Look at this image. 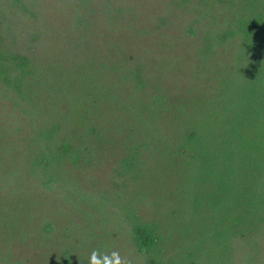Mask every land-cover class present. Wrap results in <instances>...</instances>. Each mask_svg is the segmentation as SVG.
Instances as JSON below:
<instances>
[{
	"label": "trees",
	"instance_id": "obj_1",
	"mask_svg": "<svg viewBox=\"0 0 264 264\" xmlns=\"http://www.w3.org/2000/svg\"><path fill=\"white\" fill-rule=\"evenodd\" d=\"M123 248L264 264V0H0V264Z\"/></svg>",
	"mask_w": 264,
	"mask_h": 264
},
{
	"label": "clouds",
	"instance_id": "obj_2",
	"mask_svg": "<svg viewBox=\"0 0 264 264\" xmlns=\"http://www.w3.org/2000/svg\"><path fill=\"white\" fill-rule=\"evenodd\" d=\"M88 264H129L126 257H122L117 250L110 253L93 249L88 257Z\"/></svg>",
	"mask_w": 264,
	"mask_h": 264
},
{
	"label": "rangeland",
	"instance_id": "obj_3",
	"mask_svg": "<svg viewBox=\"0 0 264 264\" xmlns=\"http://www.w3.org/2000/svg\"><path fill=\"white\" fill-rule=\"evenodd\" d=\"M144 4H146V3H144ZM147 5H154V4H149V3H147ZM119 248H121V247H119ZM125 251L126 250H124V248L123 249H121V250H119V253H120V255L122 256V257H126V258H129L130 260H132L133 261V259H132V255H127V254H125ZM6 256H3L2 258H5ZM5 264H14V262H10V260H9V256L5 259Z\"/></svg>",
	"mask_w": 264,
	"mask_h": 264
}]
</instances>
